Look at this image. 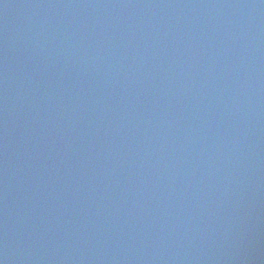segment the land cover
<instances>
[{
	"label": "water",
	"instance_id": "95a60500",
	"mask_svg": "<svg viewBox=\"0 0 264 264\" xmlns=\"http://www.w3.org/2000/svg\"><path fill=\"white\" fill-rule=\"evenodd\" d=\"M0 264H264V0H0Z\"/></svg>",
	"mask_w": 264,
	"mask_h": 264
}]
</instances>
